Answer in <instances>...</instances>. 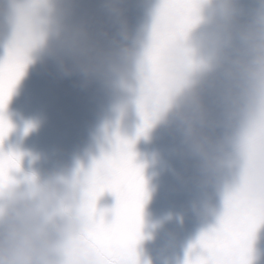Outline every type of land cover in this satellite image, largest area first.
I'll list each match as a JSON object with an SVG mask.
<instances>
[{"label":"clouds","instance_id":"9594fccd","mask_svg":"<svg viewBox=\"0 0 264 264\" xmlns=\"http://www.w3.org/2000/svg\"><path fill=\"white\" fill-rule=\"evenodd\" d=\"M188 2L193 22L161 42L156 19L147 44L133 34L129 0H102L100 15L82 0H0V30L27 65L52 60L101 85L122 134L136 136L147 115L141 137L170 131L201 187L232 175L229 195L264 212V2L249 18L242 0ZM85 189L80 168L0 181V264H104Z\"/></svg>","mask_w":264,"mask_h":264},{"label":"snow or ice","instance_id":"6c2138e0","mask_svg":"<svg viewBox=\"0 0 264 264\" xmlns=\"http://www.w3.org/2000/svg\"><path fill=\"white\" fill-rule=\"evenodd\" d=\"M194 6L188 0H163L156 16L154 38L161 42L178 38L194 19ZM169 31L161 33V28ZM27 59L22 50L10 47L7 58L0 63V181L12 179L21 171L22 154L2 150L13 126L5 113L8 102L21 77ZM136 136L122 134L118 129L112 150L94 161L85 174L86 204L93 217L90 242L104 257V264H139L137 245L143 238V209L148 197L143 167L136 162L137 140L146 134L150 121L147 115ZM30 129H27L29 131ZM111 192L117 198L113 219L97 208L98 200ZM264 224V212L245 209L233 196L225 200V211L218 228L205 233L193 250L202 249L188 264H251L252 242L258 226Z\"/></svg>","mask_w":264,"mask_h":264},{"label":"flooded vegetation","instance_id":"af4514ba","mask_svg":"<svg viewBox=\"0 0 264 264\" xmlns=\"http://www.w3.org/2000/svg\"><path fill=\"white\" fill-rule=\"evenodd\" d=\"M82 2L86 10L101 14L102 0ZM162 2L129 0L130 27L133 34L142 38L146 44L150 41L151 30ZM260 3L261 0H242L245 17L249 18ZM10 39V33L0 30V63L7 58ZM35 66L41 67L37 81L38 112L35 107H28L25 112L10 117L8 120L13 130L2 148L4 152L22 154L21 171L13 174L22 176L35 173L41 178H47L55 172L81 167L85 171L91 170L94 161L112 150V140L117 131L116 114L110 97L98 83L86 85L80 76L62 75L52 60L37 61ZM31 73L34 74V70ZM27 129L30 130L26 132ZM156 142L148 146L147 140L142 137L134 147L136 156L141 158L145 154L149 155ZM157 169L148 170L146 186L150 184ZM104 201L98 200L97 208L106 212L107 218L111 220L114 218L112 210L117 206V198L113 194L110 212ZM152 201L146 199L143 217L152 215Z\"/></svg>","mask_w":264,"mask_h":264},{"label":"water","instance_id":"95a60500","mask_svg":"<svg viewBox=\"0 0 264 264\" xmlns=\"http://www.w3.org/2000/svg\"><path fill=\"white\" fill-rule=\"evenodd\" d=\"M33 66H26V72L15 87L7 105V119L25 112L28 107H35L38 112L37 81L41 67ZM18 106L22 107L16 108ZM160 129L154 131L150 139L143 137L148 146L157 141L153 151L141 158L136 156L137 164L143 167L145 181L148 170L158 167L146 186L147 199L154 201L150 202L152 215L143 217L142 227V236L151 234L154 239L142 238L137 245V255L139 264H188L190 252L194 257L197 252L203 251L198 248L193 250L201 237L219 227L233 176L225 174L216 184L201 187L194 165L177 155L180 147L178 139L170 131ZM140 139L142 137L137 141ZM112 197L111 192H106L99 199H105L109 212ZM251 264H264V224L258 226L252 242Z\"/></svg>","mask_w":264,"mask_h":264}]
</instances>
